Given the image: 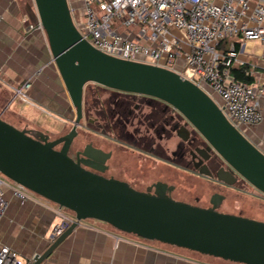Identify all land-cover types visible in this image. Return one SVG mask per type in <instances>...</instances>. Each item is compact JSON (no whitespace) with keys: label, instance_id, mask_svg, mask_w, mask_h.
Wrapping results in <instances>:
<instances>
[{"label":"water","instance_id":"1","mask_svg":"<svg viewBox=\"0 0 264 264\" xmlns=\"http://www.w3.org/2000/svg\"><path fill=\"white\" fill-rule=\"evenodd\" d=\"M37 21L47 35L53 62L67 90L71 130L55 139L19 128L0 113V173L74 213L75 220L27 264H43L86 219L106 222L143 239L245 264H264V221L203 207L163 190H139L83 167L68 153L78 134L84 87H105L147 94L175 106L229 165L215 176L229 186L238 178L264 194V151L226 115L210 90L162 65L105 53L82 34L69 0H34ZM63 142L58 149L55 146ZM159 188V185H157ZM221 198H219L220 200Z\"/></svg>","mask_w":264,"mask_h":264},{"label":"built area","instance_id":"2","mask_svg":"<svg viewBox=\"0 0 264 264\" xmlns=\"http://www.w3.org/2000/svg\"><path fill=\"white\" fill-rule=\"evenodd\" d=\"M69 3L82 34L99 50L181 73L210 90L238 127L262 121L263 89L254 82L236 79L232 67L238 54L234 40L264 41V0H69ZM78 10L82 25L77 20ZM29 27L43 29L40 22L30 23ZM228 41L229 47L223 48ZM187 68L193 72L188 73ZM252 72L248 69L245 74L251 77ZM30 86V80L14 86V98L25 97ZM7 184L23 202L55 203L0 174V220L9 206L4 193ZM65 209L57 204L62 218L54 228L55 235L76 219L74 213L69 215ZM27 263L10 246L0 248V264Z\"/></svg>","mask_w":264,"mask_h":264},{"label":"crops","instance_id":"3","mask_svg":"<svg viewBox=\"0 0 264 264\" xmlns=\"http://www.w3.org/2000/svg\"><path fill=\"white\" fill-rule=\"evenodd\" d=\"M37 21L34 0H0V113L10 114L19 128L41 130L30 108L54 115L65 123L73 107L67 101V90L53 62L47 35L42 28L31 29ZM182 35L180 31H175ZM237 58L233 67L253 70L252 82L263 89L260 96L262 121L241 126L243 132L264 151V41L238 38ZM230 42L222 47L227 49ZM192 73L191 68H187ZM30 80L25 97H15L14 86ZM20 98L17 102L15 99ZM60 110L66 113H61ZM11 122V121H9ZM8 209L0 220V248L8 245L19 259L30 262L52 242L55 226L61 221L57 204L21 201L10 184L4 186ZM69 215L71 211L65 210ZM43 264H209L115 229L110 224L86 219L66 237Z\"/></svg>","mask_w":264,"mask_h":264},{"label":"flooded vegetation","instance_id":"4","mask_svg":"<svg viewBox=\"0 0 264 264\" xmlns=\"http://www.w3.org/2000/svg\"><path fill=\"white\" fill-rule=\"evenodd\" d=\"M61 113H66L60 110ZM73 116V113L66 114ZM68 129L52 136L46 131L35 130L55 140L67 134ZM63 142L55 147L60 149ZM68 153L88 170L108 178L128 182L139 190L155 193L165 191L171 197L191 204L220 209L225 195L216 191L204 203L202 197L194 198L176 194V185L167 178H157L146 183L133 170H145L148 159L158 161L161 167L175 173H186L229 186L200 170H209L215 176L219 169H229L228 163L212 148L191 122L172 104L143 93L125 91L88 82L84 87L83 110L78 134L69 146ZM132 156L136 165L127 161ZM249 184L238 178L235 185ZM159 185V188H157ZM233 185V186H235ZM230 186V187H233ZM219 198H221L219 200Z\"/></svg>","mask_w":264,"mask_h":264},{"label":"rangeland","instance_id":"5","mask_svg":"<svg viewBox=\"0 0 264 264\" xmlns=\"http://www.w3.org/2000/svg\"><path fill=\"white\" fill-rule=\"evenodd\" d=\"M75 5L79 7V4L77 2H75ZM77 20L79 21V24L82 25L83 19L80 10L77 11ZM12 92L14 94L13 90ZM19 99L20 98L15 99V102H17ZM29 111L32 117L37 118V123L39 124V126H41L40 128H42L52 136H57L68 129V124L64 127V129H62L61 122L56 119L54 115L44 113L34 107H31ZM1 115L3 119L11 121L10 123L13 122L19 124V122L10 114ZM126 159L132 165L140 163L130 155ZM161 166L162 164L158 161L148 159V161L145 162V170H133V172L143 177V180H145L146 183H150L161 177L167 178L170 182L176 185L178 189L176 194L190 197L191 199L194 198L195 195H199L202 197L204 203H207L212 193L219 191L220 193L225 195V199L220 206V211L233 214H241L246 217L264 221V194L260 193L254 186L250 184H240L233 187L223 186L202 177L188 175L182 172L175 173L172 171H168ZM157 242L162 246L169 247L177 252L184 253L186 256H191L200 262L209 264H245L202 254L197 251L165 244L159 241Z\"/></svg>","mask_w":264,"mask_h":264},{"label":"trees","instance_id":"6","mask_svg":"<svg viewBox=\"0 0 264 264\" xmlns=\"http://www.w3.org/2000/svg\"><path fill=\"white\" fill-rule=\"evenodd\" d=\"M236 49H239V45H235ZM246 73V67L241 66V67H232V74L236 79L247 81V82H252V78Z\"/></svg>","mask_w":264,"mask_h":264}]
</instances>
